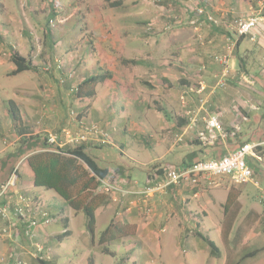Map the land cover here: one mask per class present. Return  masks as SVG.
Instances as JSON below:
<instances>
[{
    "label": "crops",
    "instance_id": "1",
    "mask_svg": "<svg viewBox=\"0 0 264 264\" xmlns=\"http://www.w3.org/2000/svg\"><path fill=\"white\" fill-rule=\"evenodd\" d=\"M201 2L204 12L217 19L218 23L213 25L199 19L193 12L189 13L192 36L199 33L208 43L196 51H223V55L228 56L230 66L226 79L230 76L231 85L219 89L199 82L200 87L193 93L192 103L186 106L182 102L173 104L165 99L175 90L172 91L169 85L164 84L167 80L159 73L162 67L143 61L147 72L158 68L154 71L159 76L160 85L146 82L148 91L143 93L147 94L146 101L150 99L152 104L143 100L142 103L138 102L134 92L131 94L129 91L111 90L110 80L105 81V87L98 84L92 97H80V103L71 107V113L80 115V119L87 125H95L103 130L109 136L106 144L116 145L115 148L121 154L124 150H131L132 144H137L135 149L138 152L141 149L156 148L160 149L158 156L148 158L145 162L132 156L128 160L134 166L123 162L122 165H115L116 169H122L120 179L125 181L117 190L110 192L109 204L95 210L94 230L90 232L82 212L64 207L63 201L53 191L34 187V175L27 162L32 153L23 155L11 174L12 185L8 193L11 195L8 198L11 204L7 207L6 218L0 215V232L8 229L11 224L8 236H1L0 233V264H171V260H176L170 256L174 257L178 253L183 254V257L178 258L180 263L189 262V255L186 256L189 253L196 256L195 262L214 264L213 261L218 257L210 254L203 238L214 242L213 238L234 237L238 246L246 247L257 243V249L253 250L256 251L255 254L251 255V251L241 255L238 261H232L227 258L232 249L227 254L224 253L223 260L218 264H241L249 257L264 253V0ZM7 3L8 0H0V70L4 69L0 77L7 79L27 74L10 91L7 86L0 84V159L14 149L19 139L14 123L9 119V102L18 109L23 127L34 134L56 138L52 149L56 146L60 149L70 146L62 132L65 129H71L74 133L80 131L76 122L69 121L70 82L66 81L63 86L55 87L48 82H39L35 76L43 59L51 61L52 47L58 43L62 45L61 40L49 44L40 22L38 25L31 19L23 23ZM22 9L24 11V7ZM30 10L32 13L36 12L32 8ZM253 16L258 18L253 35L237 37L233 31L235 21ZM176 17L177 15L174 16ZM133 23L143 22L135 20ZM141 34L142 37H148ZM176 36V40H180ZM233 37L236 39H232ZM10 50L29 60L35 71L10 75L15 70L10 62ZM168 56L173 61L172 70L178 72L182 68L184 74H187L183 78L190 80L193 73L190 70L195 64H201L199 59L206 62L202 54H198L196 58L191 54L188 58L181 55ZM101 58L99 70L107 57ZM187 63L188 67H185ZM235 63L236 69H233ZM60 73L65 75L63 71ZM97 73L96 70H84L82 73L77 70L81 82ZM111 74L113 75L112 72ZM198 75L213 82L217 75L216 66L201 64L193 74ZM242 77L249 79L247 85L239 84L244 82ZM178 78L181 80L182 77ZM10 92L12 99L7 98ZM56 99L57 104L54 105ZM96 100L98 102L95 105ZM64 104L68 106L66 112ZM117 106L124 111V116L116 112ZM131 108L135 109V113H131L135 116L134 120L128 114ZM178 110L181 112L178 113ZM211 115L219 116L220 132L207 127L200 129L204 127L203 121L206 124L205 117ZM181 120H185L186 125L179 128ZM150 132L156 138L147 136ZM205 134L207 135L204 136ZM241 143L256 145L245 158L252 171L251 181L245 184L235 185L230 177L220 176L215 177L211 183H179L157 190L156 184L148 180V174L145 173H149L150 167L155 164L179 166L190 163L188 155L194 151L200 154L199 149L202 147L207 148V156L215 159L232 152ZM78 145H83L86 153L99 165L103 162L102 154L93 155L94 150L104 145L100 138L90 136ZM168 155H172L170 161L167 159ZM137 165L146 167V171L140 174ZM107 168L113 171L112 167ZM140 171H143L142 168ZM124 189L130 193L123 194L121 190L125 191ZM49 191L52 193H48ZM17 195L31 199L40 208L46 209L51 223L43 225L42 218L35 215L39 224L32 227L27 220L16 217L11 205ZM6 202L3 203L1 199L0 207ZM51 209H55L56 215L51 213ZM109 225L115 228L101 239L102 232ZM222 244L225 245L224 241ZM165 250L173 254L163 255ZM235 254L236 252L232 255Z\"/></svg>",
    "mask_w": 264,
    "mask_h": 264
},
{
    "label": "rangeland",
    "instance_id": "2",
    "mask_svg": "<svg viewBox=\"0 0 264 264\" xmlns=\"http://www.w3.org/2000/svg\"><path fill=\"white\" fill-rule=\"evenodd\" d=\"M113 1L118 0H8L7 3L17 17H20L23 23L30 21L31 19L38 23V25L40 22V24L44 27L48 23L51 34L46 36V40L49 44H52V42L56 43L58 40H61L62 45H59L58 43L55 47H52L51 61H45V59H43L39 70L35 73V76L39 82H48L55 87L63 86L66 81L70 82V89L68 92L70 99V103H68L69 121L73 120L76 122L78 130L79 123L84 122V120L80 119V115L71 113V107L80 103V98H75L73 95L81 93L82 97H85L84 94L91 90L94 92V88L98 84L105 87L104 83L106 80H110L109 84L111 90L115 91L117 89L119 92L129 91L131 94L134 92V96H137L139 99L138 102L140 101L142 103L143 100L145 103L149 102L152 104L150 99L148 102L146 101L147 94L143 93L144 91H148V87L146 85L149 81L154 83V85H160L159 76L157 75V72L154 71L158 68L154 70L152 68L153 71L147 72L142 64L143 61H149V63L154 66L162 67V71L159 73L160 75H164V80H167L164 84H166V86L169 85V87L172 88V91L175 90V92L166 96L165 99L173 104H179L182 102L186 106V104L192 103L193 100L191 98L195 90L200 87L199 82H203L205 85L210 87L219 88L217 83L221 68L213 60V57L223 55L224 52H218L215 50L197 52V48H204L208 45V43L206 40H203V36L199 33H197L198 35L196 36H192V25L190 23V19H188L189 13L193 12L196 14L197 9H204L203 6H201V0H119L121 1V6L118 8L109 6V2ZM227 1L228 0H220V2ZM27 4L30 5L27 6ZM22 7H24V11ZM30 8L36 12L32 13ZM175 15H177L176 18H174ZM45 16L46 19H44ZM199 19L202 20L203 18ZM135 20L143 23L135 24L133 23ZM203 21L206 20L203 19ZM216 21V23H218L217 19ZM141 33L148 35V37H142ZM157 35L161 36L156 37ZM176 35H178L180 40H176ZM36 37L38 38V35ZM142 39H144V41H142ZM232 39L235 40L236 38L233 37ZM225 43L226 42H224V46ZM227 43L229 45V42ZM249 46L252 45L249 44ZM190 54L195 58L198 54H202V57L206 59V62L199 59L201 60L200 63L202 65L206 66V64H213L216 66L217 75L216 78L213 79V82H209L205 78H201L200 75L193 76L201 64H195L193 67L192 65H189L192 67L190 71L193 72L191 80L183 78L185 75L187 76V74H184L182 68L181 71H178L179 73L175 69L172 70L173 66L171 64H173V61H171V58L168 55L176 57L181 55L183 58H188ZM101 56H106L107 58L105 63L102 65V69L99 70V62L102 61ZM123 59L139 61V65L142 67L138 65L125 64L121 62ZM197 63H199V61H197ZM158 64L160 66H158ZM185 67H188V63L185 64ZM233 69H236V63ZM77 70L81 71V73L84 70H96L98 72V76L104 77L107 73H109L110 78H104L103 81L97 82L93 85L80 87V75L77 74ZM60 71H63L65 75L61 74ZM1 73H4V69L0 70V74ZM26 74L27 73H24L7 79L0 77V84L7 86V88H9L8 91H10L13 85L21 81L23 79L22 77ZM178 77H182L181 80ZM229 77L225 80L224 87L231 85L229 84V81H231ZM239 84L242 86L247 85V83L244 82H240ZM221 88L222 87L219 89ZM41 92L42 91L40 90V93ZM55 97L57 98V95H55ZM7 98H13L11 92L7 95ZM98 100L94 103L95 105ZM51 102L52 101H50V104H52ZM56 104L57 99L54 102V105ZM68 106L67 104H64L65 112L68 110ZM144 107H146V104H144ZM131 109V112L128 110V114H130L131 119L134 120L135 116H132L131 113H135V109ZM116 110L119 115H125L124 111H122L119 106L116 107ZM141 110L142 109L139 111L140 114L142 113ZM168 112L172 113L171 111ZM180 112L181 111L178 110V113ZM9 117L11 121V116ZM206 117L205 119L207 121L209 116L207 118ZM137 120L138 118H136V122H138ZM203 124L204 127H201V130L206 128L205 121H203ZM65 130L74 134L71 129ZM132 133L133 132L130 134ZM206 135L207 134L204 136ZM147 136L156 138V135L153 132L147 133ZM125 141H127V138H125ZM108 142L109 136L100 149L93 151V155L96 154L99 156V154H102L103 162L100 165L103 167L114 168L115 165H122L123 163L134 166V164L128 160V157L132 158L133 156L139 160H144L145 162L148 158L157 157L160 151V149L153 148L151 150L141 149V151L138 152L135 149L137 144H132L133 148L131 150L127 152L124 150L121 154L119 150L115 148L116 145L111 146L110 144H106ZM116 143L119 144L117 140ZM74 145L76 144H71L70 146ZM127 148L128 143L126 142V150ZM171 157L172 155H168L167 159L170 161ZM141 166L137 165L136 167L139 169V173H144L146 167ZM141 168L143 171H140ZM48 193L52 192L49 191ZM51 213L56 215L55 209H51ZM212 240L222 252L219 255L221 257H218L213 261L214 264L221 262L223 260L222 256L224 253L229 250L233 249V251H231L232 254L235 252L236 254L232 255L229 251L231 256L229 255L227 258L232 259V261L234 259L235 261H238L241 255L257 249V243H251L247 247L238 246L236 244V238L234 237L227 239L213 238ZM223 241L225 245L222 244ZM234 242L235 245H233ZM163 253V255L173 254V252L168 250H165ZM188 255L189 262L180 263L178 258L183 257V254L178 253L174 257L170 256L172 259L176 260V262L171 260L170 263L207 264L206 261L195 262L196 256L194 257L189 253L186 256ZM241 264H264V253H259L254 257H249L242 261Z\"/></svg>",
    "mask_w": 264,
    "mask_h": 264
},
{
    "label": "trees",
    "instance_id": "3",
    "mask_svg": "<svg viewBox=\"0 0 264 264\" xmlns=\"http://www.w3.org/2000/svg\"><path fill=\"white\" fill-rule=\"evenodd\" d=\"M110 1V0H106ZM121 1L109 2L110 7L118 8ZM45 36L51 34L48 23L44 27ZM10 62L15 66V70L10 73L14 76L25 71H35V67L31 62L24 57H21L17 52L10 50ZM125 64L139 65V61L134 60H121ZM104 78H110L107 73L104 76H91L83 80L79 86L93 85L101 82ZM77 92V91H76ZM75 94V93H73ZM94 92L91 90L84 94L85 97H91ZM75 98L82 97L81 93L73 95ZM9 114L14 123V127L19 136L18 141L12 151L7 153L0 159V190L3 185L9 182L12 171L22 158L27 153H32L28 159V165L33 172V185L36 188H43L45 190L53 191L62 201L64 207H70L75 212H82L87 220V229L92 232L95 225V210L98 207L106 206L110 202V192H103L100 190V181H105L111 186H118L123 184L125 180L120 179L123 173L122 169L113 168V171L107 167H101L88 153L83 145L67 146L59 149L56 153L52 149V145L48 143V137L40 134H34L31 130L22 126V119L16 106L12 102L8 103ZM179 128L185 127L186 121L181 120ZM200 144V143H198ZM241 143L237 148L242 146ZM236 148V149H237ZM213 149V147L211 148ZM217 149V147L215 148ZM235 150V149H234ZM233 150V151H234ZM199 152H192L188 155L190 163L180 164L179 166H188L197 161L212 160L213 156H207L208 151L206 147L199 149ZM218 151L217 154H219ZM226 155V154H225ZM224 156V155H222ZM219 156L218 158L222 157ZM215 158V159H218ZM169 166L178 165H165L164 163L155 164L149 169L147 173L148 180L157 184L165 174V169ZM148 170V169H147ZM130 179V177H129ZM121 182V183H119ZM125 190V189H124ZM124 194V193H123ZM11 195L6 194L2 197L4 203ZM109 225L101 234L103 239L113 229ZM117 228V227H116ZM209 247L210 254L217 258L220 255L219 248L214 242L208 238H203ZM256 251L250 253L255 254ZM250 255H245V257Z\"/></svg>",
    "mask_w": 264,
    "mask_h": 264
},
{
    "label": "built area",
    "instance_id": "4",
    "mask_svg": "<svg viewBox=\"0 0 264 264\" xmlns=\"http://www.w3.org/2000/svg\"><path fill=\"white\" fill-rule=\"evenodd\" d=\"M196 15L199 18H203L207 22L216 25L217 21L211 16L207 15L202 8L196 10ZM258 24V18L256 16L238 19L233 25L234 34L237 37L253 35L255 28ZM251 37V36H250ZM213 60L220 66V74L217 86L224 87L225 80L229 72V61L227 55L214 56ZM245 83H249L247 77H242ZM206 127L214 132L221 131V125L218 115H211L206 121ZM80 132L71 133L70 131L64 130L62 132L64 139L69 144H80L88 140L90 136H96L100 138L101 142L104 143L108 139V135L100 130L95 125H87L85 122L79 123ZM48 143L50 145L56 144L55 137H48ZM256 147L255 144L246 143L235 149L226 155L212 160L197 161L188 166H169L165 170L163 178L156 184L155 189H164L171 185L179 183H187L189 185H195L199 181L212 182L215 177L227 176L230 177L231 181L235 185L245 184L252 179V171L247 166L245 158L251 154V151ZM60 147L56 146L53 150L59 153ZM11 179L0 190V200L3 196L9 193L11 187ZM100 190L103 192H110L117 190L115 186H111L105 181H100ZM153 190V189H152ZM122 193H130V191H123ZM7 202L3 207H0V215L6 218L7 207L11 204V200ZM12 211L16 217L22 220H27L28 224L32 227H36L39 223L34 217L39 215L42 218L41 223L43 225H49L51 219L46 209L40 208L37 203L31 199H27L22 195H17L11 205ZM11 224L8 229L1 230V236H8L10 232Z\"/></svg>",
    "mask_w": 264,
    "mask_h": 264
}]
</instances>
